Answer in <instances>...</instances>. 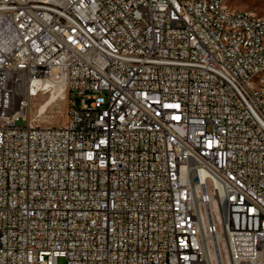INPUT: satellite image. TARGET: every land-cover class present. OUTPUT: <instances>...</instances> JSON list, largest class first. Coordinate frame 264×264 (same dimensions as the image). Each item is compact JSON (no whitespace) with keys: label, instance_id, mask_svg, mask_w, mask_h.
Segmentation results:
<instances>
[{"label":"built area","instance_id":"obj_1","mask_svg":"<svg viewBox=\"0 0 264 264\" xmlns=\"http://www.w3.org/2000/svg\"><path fill=\"white\" fill-rule=\"evenodd\" d=\"M61 258L264 264V16L0 0V264Z\"/></svg>","mask_w":264,"mask_h":264},{"label":"rangeland","instance_id":"obj_2","mask_svg":"<svg viewBox=\"0 0 264 264\" xmlns=\"http://www.w3.org/2000/svg\"><path fill=\"white\" fill-rule=\"evenodd\" d=\"M228 6L234 10L248 9L264 16V0H228ZM67 103L62 99H56L54 102L49 98L37 100L33 105L32 118L34 124L40 126L62 125L66 121ZM59 264H66V260L61 258Z\"/></svg>","mask_w":264,"mask_h":264},{"label":"bare ground","instance_id":"obj_3","mask_svg":"<svg viewBox=\"0 0 264 264\" xmlns=\"http://www.w3.org/2000/svg\"><path fill=\"white\" fill-rule=\"evenodd\" d=\"M62 98H63V96H62ZM56 99H57V98H56V94L54 93V94L51 96V101L54 102Z\"/></svg>","mask_w":264,"mask_h":264}]
</instances>
